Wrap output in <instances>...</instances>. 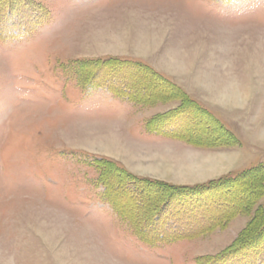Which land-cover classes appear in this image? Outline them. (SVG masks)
I'll return each mask as SVG.
<instances>
[{
	"label": "rangeland",
	"instance_id": "374dc122",
	"mask_svg": "<svg viewBox=\"0 0 264 264\" xmlns=\"http://www.w3.org/2000/svg\"><path fill=\"white\" fill-rule=\"evenodd\" d=\"M263 211L264 0H0V264H264Z\"/></svg>",
	"mask_w": 264,
	"mask_h": 264
},
{
	"label": "trees",
	"instance_id": "16d2710c",
	"mask_svg": "<svg viewBox=\"0 0 264 264\" xmlns=\"http://www.w3.org/2000/svg\"><path fill=\"white\" fill-rule=\"evenodd\" d=\"M80 69H82V68H80ZM82 72L85 73V74H87L85 72V69L84 68H83ZM99 87H101V85ZM111 90L115 94H117L119 96H122L123 95V94H121V93L118 92L119 90H121V87L119 88V87H117L115 85L114 88L111 87ZM124 95H126V94H124ZM131 96H134V93H133V95H132V93H130L129 95H127V97L129 99L131 98V100H134V99H132ZM97 164H99V167H98L99 169L106 168L105 167V164L104 163H101V161H98ZM101 182H102V184L104 186H106V191L103 193L104 200L106 202L110 203L113 206V208L118 213H120L121 215L126 216V218L131 221V223L133 224V226H135V228L137 230V233L136 234L140 237V239L143 242H145V243H147L149 245H157L158 243H160L162 241L174 239V238H177V237H179V236L182 235V233L181 232L179 233V231H181V229L185 228V226L181 225L180 223H178V225H177V223H175L174 225H172V224L171 225H168V223H167L166 225L162 226V225H160V223L158 221H154L153 224H151V230L144 229L141 226V224H139L138 222H136L131 216H129V215H127V214L124 213L125 211L121 207V205L118 202L117 198H115L113 196H111V197L109 196V186H108L107 182L104 179V173L101 176ZM126 186H128V187L129 186H133L134 187V190L137 189V192L139 193V189L138 188H140V186H138L137 184H135V182H133L132 180L126 181L125 184L122 183V185H121V187H124V188ZM229 215L230 214H228V216ZM257 220H259V219H257ZM168 227H169V229H168ZM263 227L264 226H262L261 228H263ZM263 230H264V228H263ZM251 239L252 238H249V239L246 238L245 240H247V241L249 240L250 241ZM243 241H244V239H243ZM239 245H240V247H238ZM239 245H237L235 247H232L229 251L225 252L224 254H220V255L216 256L217 259L213 260V262H214L213 264H221V260H224L225 261L227 259H231L232 260V264H236V261H237V263L242 262V259H244V258H240V257L244 254V252H248L250 250V248L249 247L242 248L243 245H241L240 243H239ZM239 252L240 253H243V254L239 256Z\"/></svg>",
	"mask_w": 264,
	"mask_h": 264
},
{
	"label": "bare ground",
	"instance_id": "6f19581e",
	"mask_svg": "<svg viewBox=\"0 0 264 264\" xmlns=\"http://www.w3.org/2000/svg\"><path fill=\"white\" fill-rule=\"evenodd\" d=\"M152 37V36H151ZM229 88V89H228ZM226 87L225 89H226V91L225 92H222L221 93V90H222V88H219V90H216V92H218V93H215V94H218V95H220V94H224L225 96L227 95V96H230V97H228V98H224V99H226L227 100V102L228 103H230V104H233L234 102H236V99L238 98V92H237V89L235 88V87H233V86H229V87ZM177 129V128H176ZM176 132V131H175ZM180 132V131H179ZM175 134V133H174ZM109 137V136H108ZM111 138H106L107 140H111L112 142L114 141V139L113 138H115V136H110ZM116 139V138H115ZM117 140V139H116ZM104 141V139H102V142ZM115 143H116V141H115ZM206 163V162H205ZM201 165H202V163H201ZM210 167V168H214V166H216V164L214 163V161H212L211 163H208L207 165L205 164V166H200V168H205V167ZM206 169H208V168H206ZM209 170V169H208Z\"/></svg>",
	"mask_w": 264,
	"mask_h": 264
}]
</instances>
